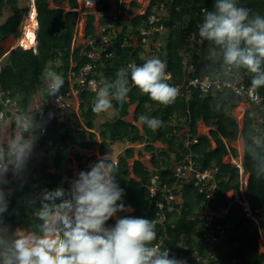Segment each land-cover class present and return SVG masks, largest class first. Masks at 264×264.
<instances>
[{
    "label": "trees",
    "instance_id": "1",
    "mask_svg": "<svg viewBox=\"0 0 264 264\" xmlns=\"http://www.w3.org/2000/svg\"><path fill=\"white\" fill-rule=\"evenodd\" d=\"M14 2L15 0H0V14L5 5ZM238 4L264 15V0H238ZM33 5L38 23L36 53L19 46L13 49L4 46L20 36L18 13L10 15L0 24V51L4 47L5 52L9 50L3 58L6 64H2L0 69V90L8 92L12 97L21 96L18 103L20 111H30L34 103H39L44 108L43 118L47 123L46 130L34 149L25 180L13 181L11 185L15 191L10 198L8 213L5 214L6 223L13 229L28 228L35 224L37 221L33 218V208L39 207V202L37 200L33 205L32 200L45 188L68 189L75 178L69 168L72 162L77 163L80 171L90 170L91 164H86L85 151L98 146V152L103 156L105 148L115 142L128 145L143 143L144 151L150 154L152 169L139 160H134L130 167L128 160L134 157L131 147L126 148L125 154L119 155L116 161L119 170L116 180L125 190L123 203L133 210L132 215H118L155 220L157 208L149 197L152 176L157 175L161 183H172L174 166L189 156L199 171L213 172L215 196L206 205L204 194L199 192L193 182H178L180 188L177 193L182 201L170 212L166 211L164 226L155 224L157 239L153 243L161 242L162 248L173 250L172 255L185 259L187 264H264V252L260 251L264 244L259 242L261 236L264 239V177L257 179L253 171L254 161L246 152V145H252V137L257 136L258 130L255 127L264 129V124L255 126V109L245 111L240 127L232 112L241 99L231 93L202 95L197 90H190L187 96L179 94L173 104L164 106L140 93L132 86L129 77L131 91L122 106L115 100L112 101L115 112L112 120L96 127L95 121L99 115L92 111L95 93L86 89L80 90L78 94L79 119L73 113L63 114L61 119L55 115L49 119V113L54 112L47 106L49 97L41 95V88L44 87L41 81L43 69L50 67L62 74L65 83L61 89H64L68 86L67 74L71 62L76 64L74 70H78L87 60L80 56L82 49L72 47L78 18L77 0H33ZM159 5H163L164 13L157 24L161 23L167 32L160 35L164 40L158 58L166 63V70L171 72L174 84L182 83L189 66L193 70L187 75L202 76L211 73L213 66L222 63L219 59L207 57V41L200 46L201 54H193L191 60L186 61L183 54L188 45V36L197 33L198 25L203 22L204 9L213 10L214 0H149V6L143 15L134 11L140 5L133 1L131 9L134 15L128 26L122 25L121 14L116 22L111 19V0H98L96 9L99 12V24H113L116 30H120L116 31L113 38L112 56L101 59L98 62L99 70L91 76L112 81L121 67L126 68L131 62L142 64L143 61L139 58L141 47L133 44L140 43L139 29L146 26L148 16ZM120 7L125 8V3ZM21 11L27 15L28 8ZM85 20L83 38L90 40L96 34V16L87 8ZM238 73L242 81L250 85V74L243 69ZM257 92L264 106V87ZM133 104L136 105L133 120L125 121L129 115V107ZM141 115L159 118L163 125L153 131L140 122ZM199 121L209 128L208 134H198ZM239 137L244 144L242 167L249 176L244 193L251 214L257 222L247 217L243 210L237 168L231 163L223 162L224 157L238 156L232 143ZM261 139L264 140V137ZM155 142L167 149L155 148ZM256 150L264 153V149ZM96 161L94 158L92 164ZM229 192H232V197H227ZM204 209L215 213L226 210L224 216H215L212 221L214 226L224 229L226 235V239L218 244H209L202 236L204 228L199 225V218ZM114 223L113 219L108 222L109 225Z\"/></svg>",
    "mask_w": 264,
    "mask_h": 264
},
{
    "label": "clouds",
    "instance_id": "2",
    "mask_svg": "<svg viewBox=\"0 0 264 264\" xmlns=\"http://www.w3.org/2000/svg\"><path fill=\"white\" fill-rule=\"evenodd\" d=\"M198 34L201 42H208L210 57L221 60L229 73L243 69L250 74V98L259 100L257 90L264 87V15L240 6L238 0H214L213 10L204 9ZM166 68L164 61L152 57L142 65L131 62L121 67L115 80L102 78L95 89L93 113L107 112L113 100L122 106L131 91L129 77L132 86L152 101L173 104L180 89L168 83L171 77ZM41 81V95L55 97L57 106L63 107V75L45 67ZM39 112L42 116V106ZM36 114L16 112L14 129L0 140V264H187L185 259L170 255L169 248L153 243L157 239L154 220L118 215L131 209L123 203L125 190L116 180L119 170L112 153L100 156L90 170H81L68 189H42L31 202H39V207L33 208L37 222L32 226L13 229L6 223L5 214L15 191L11 185L25 180L45 130L46 121L37 119ZM53 116L49 113V119ZM7 120L6 111H0V123ZM139 120L153 131L163 125L156 117L141 115ZM257 148L264 149V140L253 136L246 152L260 179L264 177V153ZM112 219L115 223L109 225Z\"/></svg>",
    "mask_w": 264,
    "mask_h": 264
},
{
    "label": "built area",
    "instance_id": "3",
    "mask_svg": "<svg viewBox=\"0 0 264 264\" xmlns=\"http://www.w3.org/2000/svg\"><path fill=\"white\" fill-rule=\"evenodd\" d=\"M80 1H84L86 5L92 7H96L98 2V0H77L79 4ZM90 2H93L94 5L89 4ZM123 2L124 0H120L118 6H120ZM148 6L143 10V7L140 8L142 12H138V10L136 13L140 15L145 14ZM81 7L82 6H79L77 11H80L83 8ZM163 13V5L154 7L152 10V14H150L147 18L146 26H143L139 29V34L141 36L140 43L135 42L133 46L139 45L141 47V52H144L142 56H140L139 54V58L143 61L142 64L147 58L157 57L158 42H160L159 39L162 38L160 35L163 36L167 32V29L162 26L161 23L157 24L160 18L162 17ZM119 14H121V12H118V15ZM118 15H111V19L116 22L118 19ZM81 16L82 15H79L75 24V32L72 41L73 45L76 44V36L78 32L84 27L82 25V22H80ZM116 31L117 30L113 24L107 26L100 25L96 31L95 37L90 40H85V42L83 43L84 49L81 50L80 56L85 58L87 61L80 68H78V70H74L76 64L71 62L67 74L68 86L67 88L60 90V95L64 97V106H57V104L55 103V97H51L47 101L48 108L54 112V115L56 117L61 119L63 117V114H66L67 111L75 113L77 117L79 116L77 111V109L79 108V91L82 89H86L90 92L95 93V89L97 88L100 79H96L95 77L91 76V74L99 70L100 64L98 65V62L101 59L110 58L112 56L113 52L111 50V46ZM157 33L158 35H156ZM126 42L127 41H125V43ZM188 42L193 43V45H201L203 43L201 42V39L199 37L198 30L197 33H191L188 36ZM17 46L22 47L20 43H18ZM32 50L34 53H36L35 47H33ZM145 51H147V53ZM5 56L6 54H3L0 58V69L2 67L1 62ZM212 68L211 73L209 72L202 76H189L187 74H189V72L193 70L192 66H189V68H187L186 70V75L181 84H174L171 72L166 70L171 77L168 83L178 87L180 89L181 96H187V93L190 90H197L202 95H215L221 92L231 93L241 99V102L238 104V107L241 109V116L239 119H241L242 122L245 111L249 108H254L256 113V123L260 126L264 124V106H262L261 104L262 99L259 95V100L257 101H254L250 98L248 92L250 85H246L242 81L241 75L236 72L229 73L222 66V63L217 64ZM20 100V97H12L8 92L0 90V104L2 105V109L0 111H6V114L8 116V120L6 123H0V137L2 140L6 137L7 134H10L14 129V114L20 111L18 108V103L20 102ZM242 103H245L247 105L244 107ZM40 109L41 106L39 107L37 104L34 108H30V111L34 114L37 113V119L44 120L43 114L41 116L39 112ZM42 112L44 113V108H42ZM5 126L8 127L7 131L4 129ZM46 127L47 123L45 124V130ZM231 161L234 162V160ZM235 166H237L239 169V185L240 193L242 195L241 204L243 206V210L246 213L247 217L255 221L254 217L251 216L252 214L249 209L247 199L244 198V190L247 187L248 179L243 178L244 171L242 165L240 164L239 166L235 164ZM173 178L174 181L172 183H161L159 177L157 175H154L152 176L149 183V197L155 202V206L157 208L156 219L154 221L155 224H159L161 226H164V223L166 221V211L170 212L176 204L182 201L181 197L177 193L178 182H193L194 186L198 187L199 192L201 194H204L206 205H208V203L215 196L214 188L216 187V183L213 180V172L211 170H205L202 172L199 171L194 166L189 156H186L182 163H178L174 166ZM216 215L217 214L215 212L208 209L205 210L199 218V225L204 228L202 236L209 244H218L220 241L226 239L224 229L219 226H214L212 224V221ZM158 244L162 247L161 242H159ZM172 254L173 250L170 249V255Z\"/></svg>",
    "mask_w": 264,
    "mask_h": 264
},
{
    "label": "rangeland",
    "instance_id": "4",
    "mask_svg": "<svg viewBox=\"0 0 264 264\" xmlns=\"http://www.w3.org/2000/svg\"><path fill=\"white\" fill-rule=\"evenodd\" d=\"M115 0H111V4L112 6H115L116 3H114ZM142 1V2H141ZM148 1L149 0H138V2H141L140 4H142L143 8H146L148 6ZM126 2H128V0H126ZM32 3H31V0H15L14 3L10 4V5H5L1 11V14H0V24L4 23V21L10 16V15H13V14H16L18 13V16H19V20H20V26H19V30H20V37L19 39L22 37V34H23V31L28 23V17H29V11H30V7H31ZM80 6H82L83 8H91L92 12L95 14L96 17H99V13L96 14V9H94V7H91L89 5H86V3L84 1H80ZM23 8H28V13L27 15H25L24 13H22V9ZM17 10V12H16ZM90 10V9H89ZM141 9H139L138 12H142ZM137 12V11H136ZM111 15L113 14H116V12L113 10L111 11L110 13ZM132 17V15H131ZM130 16L128 18H131ZM85 18V17H83ZM80 22H82V19L80 20ZM17 39V40H19ZM163 37L159 39L160 42H158V51H157V57H159V53H160V46H162L163 44ZM16 41V40H15ZM14 40H10V42L8 41L6 45H4L6 48L10 46V49L12 46H14V43H15ZM187 46L185 48V51H183V54H184V57H185V60L186 61H189L191 60V57L193 56V54H201V48L200 46L201 45H193V43H190V42H187ZM3 48V51H0V53L4 54L5 53V50L6 48ZM147 53V51H145ZM144 52H140V56L143 55ZM145 53V54H146ZM1 55V54H0ZM1 57V56H0ZM208 58H210V55L207 56ZM1 60V59H0ZM2 64H6L5 62V59H3V61L1 62V65ZM213 69V68H212ZM18 97H21L20 95H18ZM37 100V99H36ZM38 104V106L40 107V104L39 103H34L32 105L31 108H34L36 105ZM242 105L245 107L246 104L245 103H242ZM135 107L136 105L133 104V105H130L129 107V115L124 119L125 121H128V122H132L133 120V117H132V113L133 111L135 110ZM243 108V107H242ZM78 111V115H79V109H77ZM66 114H71L70 111H67ZM75 114V113H73ZM233 116L237 119V122L239 123V126L241 127L242 126V121L240 118L241 116V109L238 108V106L233 110L232 112ZM76 116V115H75ZM115 116V112L113 110V107L108 110L107 112L105 113H101L99 114V116L97 117L96 121H95V125L96 127L102 123H104L105 121H110L113 119V117ZM77 117V116H76ZM79 119V116L77 117ZM239 120V121H238ZM258 124H255V126H257ZM4 129L7 131L8 130V127L5 126ZM255 130H258L256 132L257 134V137H264V129H260V128H256L255 127ZM208 131H209V128H205L203 126V123L201 121L198 122L197 124V132L198 134H208ZM0 140L1 137H0ZM154 147L157 148V149H164L166 150V146H162L159 142H155L153 143ZM244 145V144H243ZM143 146L144 144H132V145H127V144H124V143H113L109 146H107L105 148V152L106 153H112V156L114 158L115 161H117L118 159V156L119 155H124L125 154V150L127 147H131L133 148V151H134V156L132 159H129L128 162H129V165L131 167L132 165V162L134 160H139L141 161L145 166H147V168L149 169H152V166H151V162H150V154L145 152L144 149H143ZM232 146L233 148L237 151V154L238 156L236 158H233L231 155L230 156H227V157H224L223 159V162L225 163H231L233 166H235V164L239 165L241 164V161H242V155H243V146H242V143H241V137L238 138V140L236 142H233L232 143ZM139 152L141 153V155H139ZM85 155V160H87V166H89L90 164H92L93 162V159L94 158H99L100 156L97 155V146L94 147L92 150L90 151H85L84 153ZM172 156V155H171ZM84 160V162H85ZM98 160V159H97ZM231 160H234V162H232ZM229 161V162H228ZM237 169L238 167L235 166ZM69 168L71 170V174L76 177L78 175V167H77V163H72L71 165H69ZM238 174H239V169H238ZM243 178H246L248 179V174L245 172L243 173ZM179 187V186H177ZM179 190V189H178ZM244 196H245V193H244ZM227 197H232V192H229L227 194ZM246 199V196L244 197ZM243 202V201H242ZM245 206V205H244ZM205 210V209H204ZM203 210V212H204ZM203 212L201 213V215L203 214ZM216 216H224L226 214V210H219L217 213ZM252 216V215H251ZM255 219V218H254ZM255 221L257 222V220L255 219ZM259 242L261 244H264V239H262V236L260 237L259 239ZM260 251L261 252H264V247H261L260 248Z\"/></svg>",
    "mask_w": 264,
    "mask_h": 264
},
{
    "label": "crops",
    "instance_id": "5",
    "mask_svg": "<svg viewBox=\"0 0 264 264\" xmlns=\"http://www.w3.org/2000/svg\"><path fill=\"white\" fill-rule=\"evenodd\" d=\"M119 1L120 0H118V2H116V1H114V3H116L115 4V6H112V11L114 10L115 12H116V14H113V15H118V12H121V15L123 16V22H122V25H126V26H128L129 25V22L131 21V19L133 18V13H132V9H131V3L134 1V0H128V2H126V0H124V2L123 3H125V8H121L120 6H118V4H119ZM139 5H140V8H142L143 6H142V4H140L141 2H138V0H135ZM148 3H149V1H148ZM34 6V5H33ZM79 6H80V4L78 3V8H79ZM92 7V6H91ZM77 8V9H78ZM82 8V7H81ZM97 7H94V9H96ZM139 8V9H140ZM77 9H76V11H77ZM85 9L86 8H82L80 11H77L78 12V17H79V15H82L81 16V19H82V25L85 27V23H86V20H85V18H83V17H85ZM88 9H90L91 10V8H88ZM139 9H136V10H134L135 12L136 11H138ZM91 12H92V10H91ZM93 13V12H92ZM99 12L97 11V9H96V14H98ZM120 15V14H119ZM131 15H132V17H131ZM131 17V18H128V17ZM78 19V18H77ZM94 25H95V28H96V31H97V29H98V27L100 26V24H99V17H96V20H95V22H94ZM84 27L82 28V29H80V31L78 32V34H77V36H76V44L74 45V48H79V49H84V46H83V43L85 42V39L83 38V35H84ZM117 30H120V28H117ZM20 37V36H19ZM19 39V38H18ZM15 41V40H14ZM19 43V40H16L15 41V43H14V46H12L11 47V49H13V48H15V47H17V44ZM163 45V44H162ZM9 53V50L8 51H6L4 54H8ZM247 105V104H246ZM239 108V107H238ZM133 113H134V111H133ZM133 113H132V117H133ZM203 126H204V124H203ZM205 127V126H204ZM206 128V127H205ZM208 129V128H207ZM115 143H117V142H115ZM118 143H121V142H118ZM241 143H242V146H243V152H244V145H243V140H242V138H241ZM124 144H127L128 145V143H124ZM111 145V144H110ZM127 148H129V147H127ZM106 153V152H105ZM97 155L98 156H101L100 154H99V152H98V146H97ZM135 155V154H134ZM135 157V156H134ZM96 159H98V158H96ZM242 160H243V155H242ZM229 162V161H228ZM72 163H75V162H72ZM71 163V164H72ZM230 163V162H229ZM70 164V165H71ZM76 164V163H75ZM241 165H242V161H241ZM147 167V166H146ZM78 172H80V170H78ZM248 179H249V176H248ZM185 182V181H184ZM186 183V182H185ZM178 189L180 188V184H178ZM125 214H133V210L131 209V211H129V212H125ZM120 216V215H119ZM113 221L115 222V220L113 219Z\"/></svg>",
    "mask_w": 264,
    "mask_h": 264
},
{
    "label": "bare ground",
    "instance_id": "6",
    "mask_svg": "<svg viewBox=\"0 0 264 264\" xmlns=\"http://www.w3.org/2000/svg\"><path fill=\"white\" fill-rule=\"evenodd\" d=\"M89 4L94 5L93 2ZM38 30V23L36 20V11L32 7V10L29 12L28 23L23 31L22 37L19 39L20 45L25 49H33L35 46V35Z\"/></svg>",
    "mask_w": 264,
    "mask_h": 264
}]
</instances>
